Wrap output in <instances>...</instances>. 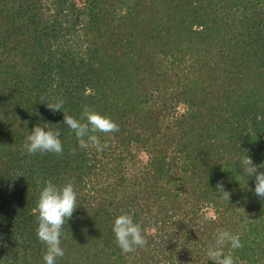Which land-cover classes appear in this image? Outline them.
<instances>
[{
	"label": "trees",
	"instance_id": "16d2710c",
	"mask_svg": "<svg viewBox=\"0 0 264 264\" xmlns=\"http://www.w3.org/2000/svg\"><path fill=\"white\" fill-rule=\"evenodd\" d=\"M58 99L120 130L81 147L46 106ZM37 124L60 130L62 154L26 153ZM246 154L264 163V0H0V264H45L48 180L78 193L57 264H213L217 229L239 234L237 264H264ZM122 213L148 241L131 253L113 233Z\"/></svg>",
	"mask_w": 264,
	"mask_h": 264
},
{
	"label": "clouds",
	"instance_id": "9594fccd",
	"mask_svg": "<svg viewBox=\"0 0 264 264\" xmlns=\"http://www.w3.org/2000/svg\"><path fill=\"white\" fill-rule=\"evenodd\" d=\"M64 104L63 99H58L55 103H49L46 106L55 113L62 112ZM62 113L64 115L63 124L72 130L81 147L92 145L97 151H103L108 145L107 143L101 144L97 134H111L120 130L119 124L111 117L102 115L87 105L84 106L80 119ZM60 136V130H54L52 125L37 124L25 138L23 147L28 155L62 154L63 144ZM242 165L244 183L246 184L247 178L254 176L255 195L264 200V171H259L264 169V163L255 165L246 154L242 159ZM44 184L35 210L38 222L37 236L46 245V252L43 255L45 264H57V259L65 255V250L61 247V236L64 226L79 207L78 193L71 180L62 186L56 185L51 180L45 181ZM216 188L217 192L222 193V198L228 202L231 193L225 191L223 182L218 181ZM113 233L118 247L124 253L134 252L148 243L141 224L134 221L132 213H122L116 217ZM226 246H230L227 253L225 252ZM242 247L239 234H233L226 229H217L215 244L209 246L207 256L213 264H237L233 252Z\"/></svg>",
	"mask_w": 264,
	"mask_h": 264
}]
</instances>
